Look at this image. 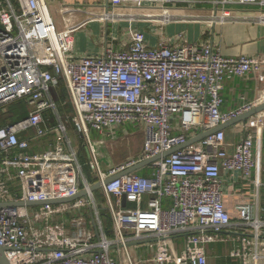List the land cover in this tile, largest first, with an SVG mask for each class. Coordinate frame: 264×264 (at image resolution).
Listing matches in <instances>:
<instances>
[{
  "label": "built area",
  "instance_id": "obj_1",
  "mask_svg": "<svg viewBox=\"0 0 264 264\" xmlns=\"http://www.w3.org/2000/svg\"><path fill=\"white\" fill-rule=\"evenodd\" d=\"M205 1L109 0L95 21L109 24L152 17L165 22L170 19L165 13L170 4L194 6ZM222 4L264 8L262 0ZM142 9L147 12H133ZM217 18L227 21L238 16L222 12L211 22ZM249 19L264 23V11ZM81 28L60 30L45 0H0V112L22 101L29 109L23 119L0 128V204H6L0 207V246L9 264H123L112 251H127L130 243L154 251L137 264H208V246L228 241L234 245L232 258L264 264V206H240V219L233 222L221 180L224 171L251 175L256 167L253 135L229 152L226 134L220 131L155 161L149 177L133 173L105 183L263 105L264 98L222 111L226 79L255 73L264 81V59L226 58L209 44L173 45L169 40L150 46L138 30L129 32L125 49L106 46L100 56L78 57L74 35ZM59 80L66 83L76 112L68 121L78 125L87 139L91 132L102 134L113 125L144 126L139 159L108 172L97 165L93 172L112 218V239L104 235L92 186L85 180L86 197L72 203L9 205L68 199L81 192L78 157L64 147L68 121L50 127L45 118L56 107L51 91ZM30 130L37 138L53 134L55 146L32 152L31 142L22 137ZM256 186L264 190V181ZM124 198L136 208H124ZM89 208L95 210L94 221L82 214ZM232 231L237 235H226ZM179 236L184 245L176 256L171 242ZM129 264L134 263L129 259Z\"/></svg>",
  "mask_w": 264,
  "mask_h": 264
},
{
  "label": "crops",
  "instance_id": "obj_2",
  "mask_svg": "<svg viewBox=\"0 0 264 264\" xmlns=\"http://www.w3.org/2000/svg\"><path fill=\"white\" fill-rule=\"evenodd\" d=\"M45 1L60 30L68 26L81 25L82 28L74 35V52L78 57L100 56L106 46L113 47L116 50L125 49L129 44V32L138 30L145 34L150 46H156L160 41L169 40L173 42V45L182 44L183 42L209 44L226 58L250 57L264 59V23L249 19L261 9L264 11V8L258 6L223 5L222 3L225 0H218L219 4H214V0L213 2L206 0L194 6L173 3L167 7L165 12L170 14L169 21L164 22L161 17L159 20L146 17L145 20L137 18L139 21L110 22L106 24L95 20L98 19L97 16L103 13V7L107 5L109 0ZM133 12L144 14L147 9L134 10ZM152 12L157 14L161 11L152 10ZM222 12L232 13L233 16H238V18L227 21H220L217 18L216 22H211L215 15H220ZM51 97L56 107L54 110L45 113V118L50 127H55L60 120L66 123L70 117L75 116L76 112L64 80H59L57 87L52 89ZM222 97L224 100L223 112L238 110L264 98V81H261L260 76L255 73L229 77L224 83ZM16 104L25 106L28 115L29 109L26 102H18L10 107ZM6 113L7 110L0 112V128L18 121L17 117L9 112L13 116L12 118L16 119L15 122L10 121L7 116L4 117ZM247 113L241 115L239 121L223 130L226 134V142L230 145L229 152H232L234 146L241 143L248 134L254 137L256 167L251 175L245 176L239 172L224 171L221 176L225 208L233 222L240 219V206H264V190H258L256 186L258 182L264 181V111L257 115H247ZM260 119L263 124L259 125L257 122ZM71 134L74 139H72ZM22 137L31 142V151L34 153L47 151L56 144L53 134L44 138H37L35 131L30 130L24 133ZM89 137L90 139H87L82 134L78 125L71 121L67 122V139L64 147L67 152L73 151L76 153L81 165L80 193L85 191L84 180L89 182L92 187L99 185L93 177L97 165L103 171L108 172L110 169L117 168L131 160L139 159L143 152L144 126L137 123L113 125L102 134L93 131ZM150 166L151 164L135 173L149 177L151 174ZM93 193L103 224L104 235L112 239L114 238L113 222L106 207V197L103 189L100 188ZM100 195L105 199L103 202L104 209H100L98 204L99 199H101ZM147 200L148 197H145L143 207L146 206ZM165 204L169 205V202L166 201ZM123 207L135 209L136 205L126 202V206H124L123 200ZM82 214L87 215L93 221L96 217L95 210L90 208ZM226 235L234 237L237 233L232 231ZM183 241L182 236L172 239L171 245L176 256L183 249ZM233 248L234 245L230 241L209 245L207 249L208 264H243L240 259L231 257L230 254ZM153 253V249L149 246L137 245V243L128 244L127 251L120 248H115L112 251L113 257L123 264H129V259L137 264L139 260L151 257ZM250 264H263V262L251 261Z\"/></svg>",
  "mask_w": 264,
  "mask_h": 264
},
{
  "label": "water",
  "instance_id": "obj_3",
  "mask_svg": "<svg viewBox=\"0 0 264 264\" xmlns=\"http://www.w3.org/2000/svg\"><path fill=\"white\" fill-rule=\"evenodd\" d=\"M264 111V104L263 105H260L258 106L257 108L253 109L252 111H249V113H247V115H257L261 112ZM245 115V116H247ZM241 118L238 117L232 121H230L229 123L225 124V125H221L211 131H208V132H205V133H202L200 134L197 138L193 139V140H190L186 145L182 146V147H178V148H175L173 150H170L168 152H166L165 154H163L162 156H159V157H156L154 159H151V160H148V161H145V162H142V163H139L138 165H136L135 167L129 169L128 171L126 172H123V173H120L118 175H116L115 177H111L109 179H107L105 181V183H109L113 180H116L118 178H121L123 176H126V175H130L132 173H135V172H138L140 171L141 169H143L144 167L154 163L155 161H158L162 158H165V157H168L169 155H171L172 153L180 150V149H183L187 146H189L190 144L192 143H196V142H199L211 135H214L216 134L217 132H220V131H223L224 129H226L229 125L231 124H234L236 123L237 121H239ZM101 188L100 185H96L94 187L91 188V192H95L97 190H99ZM87 193L84 191L82 193H79L77 196L75 197H72V198H68V199H61V200H53V201H46V202H28V203H11L9 205H13V206H21V207H38V206H43V205H58V204H67V203H72L78 199H81L83 197H86ZM6 204H0V207H3L5 206ZM124 206H126V198H124ZM0 264H9L6 256H5V250L0 246Z\"/></svg>",
  "mask_w": 264,
  "mask_h": 264
},
{
  "label": "rangeland",
  "instance_id": "obj_4",
  "mask_svg": "<svg viewBox=\"0 0 264 264\" xmlns=\"http://www.w3.org/2000/svg\"><path fill=\"white\" fill-rule=\"evenodd\" d=\"M22 105V104H21ZM12 108H14L13 109V111L14 112H19V110H20V108H21V106H20V104L19 105H14V106H12V107H10L9 109H7V113L5 114V116L4 117H6L7 116V118H12L13 116H11V113H9V112H12L11 110H12ZM11 120V119H10ZM71 137H72V134H71ZM72 139H74L73 137H72ZM139 175H141V174H139ZM142 176V175H141ZM101 199H99V207H100V209H104V204H103V202L105 201V199L100 195L99 196ZM102 200V201H101ZM182 242V241H181Z\"/></svg>",
  "mask_w": 264,
  "mask_h": 264
},
{
  "label": "trees",
  "instance_id": "obj_5",
  "mask_svg": "<svg viewBox=\"0 0 264 264\" xmlns=\"http://www.w3.org/2000/svg\"><path fill=\"white\" fill-rule=\"evenodd\" d=\"M16 105H19V104H16ZM16 105H15V106H16ZM20 106H21V108H20L19 112H14V111H13L14 108H12V110H11L13 116H14V117H17L18 120L21 119V118H23V117H25V116L27 115L26 107L23 106V105H21V104H20ZM9 119H11L10 121H12V122H15V120H16V119H14V118H9Z\"/></svg>",
  "mask_w": 264,
  "mask_h": 264
}]
</instances>
